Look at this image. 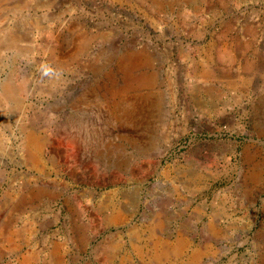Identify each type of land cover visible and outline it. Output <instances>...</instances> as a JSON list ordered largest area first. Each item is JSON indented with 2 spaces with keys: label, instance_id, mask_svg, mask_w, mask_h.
Segmentation results:
<instances>
[{
  "label": "rangeland",
  "instance_id": "obj_1",
  "mask_svg": "<svg viewBox=\"0 0 264 264\" xmlns=\"http://www.w3.org/2000/svg\"><path fill=\"white\" fill-rule=\"evenodd\" d=\"M159 3L0 0V85L25 80L28 105L0 115V228L12 227L0 264L36 250L30 264H264V0ZM81 36L80 62L58 66L53 50L68 58ZM137 51L155 87L131 89L129 120H116L107 84L121 86L117 61ZM33 111L61 172L47 157L45 174L24 164L19 127ZM80 138L93 158L75 154ZM23 184L54 196L17 208ZM72 201L93 230L82 244ZM101 204L121 218L108 224Z\"/></svg>",
  "mask_w": 264,
  "mask_h": 264
},
{
  "label": "bare ground",
  "instance_id": "obj_2",
  "mask_svg": "<svg viewBox=\"0 0 264 264\" xmlns=\"http://www.w3.org/2000/svg\"><path fill=\"white\" fill-rule=\"evenodd\" d=\"M151 2L155 3L157 6H161V4H162V3H159V0H151ZM7 39L9 40V45H11L10 47H13V46L15 47L21 38L19 39L15 35L14 36L12 35V36H10V38H7ZM25 40H26V37H25ZM89 41H90V39H88L86 36H81L79 38L77 44H76L75 50L73 51V53L70 56L68 55L69 56L68 58L63 57L62 52L59 48H58V50L52 49L53 52L51 54V56H52L51 59H53V61H55L58 64V66H60V67L66 66V64L69 63L70 61L78 62L80 53L83 52L87 48ZM56 46H58V45H56ZM56 46H54L52 44L51 48L52 47L56 48ZM0 47L2 48V46H0ZM17 51H19V50H17ZM22 54H24V53H22ZM144 65L148 67L147 55L143 51L129 52V53L123 54L118 59L117 64H116V68H117L116 72L121 77H123V83L119 87L117 85H115V83L107 84V90H109L112 94L111 102L113 103V105L115 107L114 109L115 110L117 109L116 111L118 112L117 114H114L115 115L114 118L116 120H125V121L129 120V116L127 115V113L129 111V109L134 108V105H135L134 102H132V100H130V102H129L128 98H127L128 92L131 89L138 88L137 90H139V88L142 89L143 87H151V88L155 87V79L153 76L154 74L152 75L150 73H145V72L140 71ZM15 73L16 72H14V74ZM108 76H110V75H108ZM10 78H11L10 80L8 79L6 82H4L3 84L1 83L2 85H0V115L4 116L5 114L3 112L6 109L11 111L14 107V110H12V112L16 114V115L14 114L15 116H17V114H19L20 116H23V115L25 116L24 111L27 112V110H28V105L23 103L24 102L23 95L26 92L25 80H23V79L19 80L16 77L13 78L12 76ZM26 80H27V78H26ZM27 89H28V87H27ZM27 92H30V91H27ZM42 92L46 93V88L43 87ZM155 92H157V91H155ZM139 95H142V94H139ZM152 95H154V96H152V97L147 96V98L149 100H152V102H153L152 107H153V105L155 104L156 94L153 92ZM41 101H43V100H41ZM19 102H20V104H19ZM30 106L31 105L29 104V108H30ZM43 108H44V106H43ZM23 109H24V111H23ZM46 110L43 112V114H46ZM28 114H29L28 120L30 121V124L27 123L28 120L26 121V119H25V121H22V123L19 127L20 132H21L20 133L21 141L17 142L21 146L20 152H22L21 154L23 156L24 164L28 165L31 168H36L42 174H45L46 171H44L42 163H43V157H47L50 161H52L56 170L58 172H61L59 163L57 162V160H55L53 154L49 150L50 139L47 136H45L44 134H39L38 131L34 127V124H39L40 127H41V125L44 126V124H41L42 123L41 114L37 113L35 111L28 112ZM49 117H51V115ZM14 119H16V117ZM19 121H20V118H19ZM49 124L51 125V123H49ZM66 134L70 135L72 133L69 130ZM59 135L62 136V133L58 134V136ZM12 138H14V137H12ZM74 148L76 151L75 154L77 155V157L81 161H83V159H86V158L87 159L93 158L96 155V152L91 147H89L87 144H85L83 142V140H81V138L79 139L78 143H76V144L74 143ZM19 156H21V155H19ZM247 177H248V175H247ZM252 177H253V174H252ZM44 178H45V176H44ZM253 181L254 180H252V182ZM23 187H24V192L22 194H20V196H18V198H17V205H16L17 208H22L26 205L31 206L32 204L37 202L42 196L51 198L54 196V192H55L53 190H46L44 187H42L40 185L26 184ZM12 199H13V197H12ZM104 207H106V206H103L101 204L98 207H96V209L100 213H102L106 216L108 224L116 223L117 220H119L121 218V214L118 211H115V212L109 214V213H106V210H108V209L105 210ZM60 214H61L60 208L55 210V215L57 217H59ZM69 218H70V227L68 228V230L72 233L71 239L74 242H76L77 244H82L84 242V237L89 238V239L94 238L92 235L93 230L88 228V225L90 223L89 222L90 219L87 218L86 212L84 210H82L80 208V206L75 204V202H73V201H72L71 209L69 212ZM11 232H12V227H11V224L9 222L4 223V226H2L0 228V256L2 255V253L4 251V245H2V244H3V242L5 244H8ZM60 247L61 246L59 243H55V242L51 243V249H50V257L51 258L49 259L50 262H57L58 261L56 254H57ZM155 247H156L155 253H156V255H158L160 257L161 255H159V254L161 252H163L164 250L163 251L158 250L156 245H155ZM39 253H40V251L36 250V251H33L32 253L28 254L26 257H22V259H20V261H19V264H30V261L32 258L38 260L39 259ZM167 253L168 252H166V254ZM262 258H264V257H262Z\"/></svg>",
  "mask_w": 264,
  "mask_h": 264
}]
</instances>
